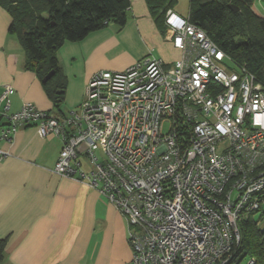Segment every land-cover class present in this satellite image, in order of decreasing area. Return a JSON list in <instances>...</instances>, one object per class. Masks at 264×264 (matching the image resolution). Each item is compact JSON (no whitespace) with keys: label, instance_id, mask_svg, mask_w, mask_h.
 Listing matches in <instances>:
<instances>
[{"label":"built area","instance_id":"2783aa9c","mask_svg":"<svg viewBox=\"0 0 264 264\" xmlns=\"http://www.w3.org/2000/svg\"><path fill=\"white\" fill-rule=\"evenodd\" d=\"M166 25L180 59L100 71L66 116L30 101L12 110L15 88L4 86L0 141L32 122L41 137L59 136L54 171L117 207L134 264H227L242 213L264 204V84L190 18L169 8Z\"/></svg>","mask_w":264,"mask_h":264},{"label":"crops","instance_id":"0c3cea01","mask_svg":"<svg viewBox=\"0 0 264 264\" xmlns=\"http://www.w3.org/2000/svg\"><path fill=\"white\" fill-rule=\"evenodd\" d=\"M178 1L171 9L190 18ZM253 7L264 14V0ZM11 23L0 5V91L15 88L12 110L30 101L58 115L37 73L25 67ZM145 56L170 66L183 51L167 25L162 29L156 22L147 0H130L124 25L110 22L81 40H66L58 50L67 77L63 111L68 115L80 106L94 74L124 70ZM4 123L0 115V126ZM62 147L59 136L41 137L35 122L20 126L11 141H0L9 152L0 158V238L7 241L0 264H134L128 224L117 207L86 182L54 171Z\"/></svg>","mask_w":264,"mask_h":264},{"label":"trees","instance_id":"16d2710c","mask_svg":"<svg viewBox=\"0 0 264 264\" xmlns=\"http://www.w3.org/2000/svg\"><path fill=\"white\" fill-rule=\"evenodd\" d=\"M176 0H147L163 29L166 13ZM255 0H190V20L232 58L233 64L253 72L264 84V15L255 11ZM231 4L239 7L235 11ZM12 16L9 33L25 51V67L33 70L52 99L58 115L67 91V77L58 57L66 40L78 41L110 22L124 25L130 0H0ZM54 74L47 79V75ZM261 216L256 218V212ZM264 204L259 210L243 212L238 220L240 242L227 264H264ZM5 238H0V263L6 256Z\"/></svg>","mask_w":264,"mask_h":264},{"label":"rangeland","instance_id":"374dc122","mask_svg":"<svg viewBox=\"0 0 264 264\" xmlns=\"http://www.w3.org/2000/svg\"><path fill=\"white\" fill-rule=\"evenodd\" d=\"M176 5H181V7L184 8V10H185L184 11V15L185 16L189 15V12H190V0H180V1L176 2ZM65 104L66 103L64 101V103L61 106H62L63 110L66 112L67 110L65 109V107H66ZM165 130H167V128H165ZM98 153L101 154V151H98ZM80 159L83 161L84 167L87 170H89L91 168L90 160L83 154L80 155ZM261 213H262L261 211L256 212V218H259L261 216ZM262 226H264V219L262 221ZM241 264H247V260L243 261Z\"/></svg>","mask_w":264,"mask_h":264},{"label":"water","instance_id":"95a60500","mask_svg":"<svg viewBox=\"0 0 264 264\" xmlns=\"http://www.w3.org/2000/svg\"><path fill=\"white\" fill-rule=\"evenodd\" d=\"M231 7L235 10V11H238L239 10V7H237L236 5L234 4H231ZM54 74V71H51L47 77L45 79H47L48 77L52 76ZM87 148V144L85 142L81 143V145L78 147V151L79 152H82L84 151L85 149Z\"/></svg>","mask_w":264,"mask_h":264}]
</instances>
